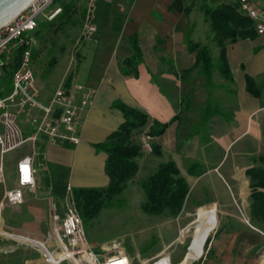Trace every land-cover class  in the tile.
<instances>
[{"label": "crops", "instance_id": "1", "mask_svg": "<svg viewBox=\"0 0 264 264\" xmlns=\"http://www.w3.org/2000/svg\"><path fill=\"white\" fill-rule=\"evenodd\" d=\"M175 1L96 0V30L80 46L76 67L69 70L64 66L54 85L48 86L36 75L44 102L50 100L65 78L69 86L80 84L95 92L81 125V143L47 144L42 148L35 161L36 189L49 182L60 190V199L56 201L60 207H53L50 212L55 233V226L72 201L69 190L74 193L78 189L108 187V155L97 146L107 142L125 122L122 112L115 107L121 102L148 115L144 133L155 122L169 125L152 142L160 147L161 155L144 151L137 159V177L120 196L135 184L141 185L161 164L170 161L177 164L186 179L189 194L182 211L173 216L147 215L142 210L147 200L138 203L140 206L136 204L138 212L127 213L132 223L118 232L108 222L89 228L84 223L90 248L104 261L117 253L108 245L118 241V251L132 264H148L164 255H169L172 264H180L187 253L186 238L193 230L189 258L181 264H191L201 252L198 264H264V221L253 214L249 175L250 170L264 168L259 161L264 156V34L229 43L227 59L232 80L214 69L211 86L198 71L191 80L181 81L178 73L191 69L196 61V55L189 51V42L208 47L215 66L219 60L215 34L203 9L235 2L184 0L189 11L181 12L170 9ZM255 7L259 12L255 24L264 23V0H255ZM133 40L142 54L137 77L125 72V61L135 54ZM249 77L261 90L258 98L247 89ZM32 151L33 147L27 146L23 156ZM17 161L10 165L12 187L16 185ZM135 191L140 195L139 189ZM128 200L135 205L132 198ZM26 203L29 208L38 205L29 198ZM105 209L91 220L96 221ZM209 227L202 241L196 242ZM92 228L91 239L87 231ZM0 231L19 243L44 245L46 264H51L56 255L43 242L28 238L39 232L21 228L20 235L7 234L1 217ZM206 240L208 245L203 251Z\"/></svg>", "mask_w": 264, "mask_h": 264}, {"label": "built area", "instance_id": "2", "mask_svg": "<svg viewBox=\"0 0 264 264\" xmlns=\"http://www.w3.org/2000/svg\"><path fill=\"white\" fill-rule=\"evenodd\" d=\"M58 1L67 0H34L0 29V78L4 77V72L10 71L12 80L11 92L0 97V186L6 183V156L26 146L33 147L31 154L18 159L14 175L16 185L5 192L1 207L5 203L21 205L27 192H35L38 173L35 161L45 145L68 143L77 146L81 143V125L87 110L93 104L95 92L80 84L69 86L68 78L56 86L48 102L42 100L33 69V52L37 47L35 33L42 19L53 21L62 12L61 5H55ZM87 1L90 6L96 2ZM234 2L254 22L259 19L255 0ZM88 14L85 39L96 30L92 11L89 10ZM255 26L258 34H264L263 22ZM153 139L149 132L143 133L141 144L144 151L153 153ZM54 235L67 255L63 261H71L73 264H132L126 255L118 251V241L108 245L117 253L104 261L90 248L86 240L84 220L73 197L65 216L55 226ZM160 258L158 262L161 261Z\"/></svg>", "mask_w": 264, "mask_h": 264}, {"label": "trees", "instance_id": "3", "mask_svg": "<svg viewBox=\"0 0 264 264\" xmlns=\"http://www.w3.org/2000/svg\"><path fill=\"white\" fill-rule=\"evenodd\" d=\"M79 2L80 0L63 1L61 4L62 12L54 19L55 21L40 22L38 29L42 25L43 27H54L56 22H58L55 32H60L68 25H76L75 18L77 15L81 13L82 18L85 19L88 13L86 9L81 11L78 6ZM170 9L181 12L189 11L185 7L184 0H176L171 4ZM203 10L211 23L215 41L220 51L218 63L216 66L213 64L208 47L189 42V51L196 55V61L191 69L179 72L178 77L181 81H189L192 79L193 73L198 71L199 74L206 77L207 86H211L214 69H217L224 78L232 80L231 69L227 59L229 43L248 38L253 39L258 33L254 20L240 10L238 3H224L214 8L209 7ZM38 29L35 33L36 38L38 37ZM132 45L135 49V54L132 58L125 61V72L134 74L137 77V65L142 61V54L135 40H133ZM35 55L34 50L33 58ZM56 62V60L50 62L49 68L52 69ZM247 89L253 96L260 97L261 90L250 77L247 78ZM115 107L122 112L125 122L117 131L110 135L107 142L97 146L99 150L104 151L108 155L105 170L110 180L109 185L104 189H78L73 193L76 207L85 220L93 219L101 210L110 207L113 199L120 196L127 189L139 172L137 159L144 152L141 144V137L144 133L142 129L149 122V117L143 111L121 102H117ZM168 125L155 122L149 133L153 137H159L165 133ZM153 153L161 155L160 147L154 146ZM259 161L264 164V156L259 158ZM249 175L251 176V187L253 188V214L264 221V168L250 170ZM141 187L147 196V201L142 205V210L147 215H177L182 211L189 194L187 181L174 161L161 164L141 184ZM260 189L263 191H259ZM209 229L210 227L197 238L196 242L200 243ZM207 245L208 241L205 248ZM202 254L203 252L198 254L196 260L201 258Z\"/></svg>", "mask_w": 264, "mask_h": 264}, {"label": "rangeland", "instance_id": "4", "mask_svg": "<svg viewBox=\"0 0 264 264\" xmlns=\"http://www.w3.org/2000/svg\"><path fill=\"white\" fill-rule=\"evenodd\" d=\"M62 2H56V6L61 5ZM53 6V8L55 7ZM78 6L81 8V11L86 9L92 11L93 15V6H90L87 0H80ZM49 11V10H48ZM47 11V12H48ZM80 11V12H81ZM89 14L87 13L86 18L83 19L81 13L77 15L76 25H68L63 31L55 32V29L58 25L56 22L54 27L43 25L38 29L37 47L35 49V57L33 58V69L40 80L45 84L54 85L57 80H59V74L61 73L62 68L65 66L69 70H73L76 67V60L80 46L83 44L86 33V25L88 23ZM47 20L42 19L41 22H46ZM55 21V20H54ZM53 22V21H52ZM56 60V65L51 69L49 68L50 62ZM10 71L4 72L2 78H0V97L3 98L7 96L12 90V80L9 75ZM27 151V146L19 149L17 151L11 152L6 156L5 166L7 170L6 173V183L0 186V216L3 223V231L9 234L20 235L21 228H27L30 231L35 233L39 232V235L30 236L33 240H39L46 245V248L53 253H64L58 243L55 240V235L52 230V220L50 218L51 208L56 207L59 209V202L61 195H58L60 190L53 188V185H49V182H44V186L40 189H36L33 192H27L25 201L21 205L13 206L4 204L1 207V203L4 200L5 192L12 188V179L10 175V165L16 163V161L22 157ZM152 154V153H150ZM11 158V160H10ZM42 171V170H41ZM42 174H45L42 171ZM49 178V177H48ZM141 177H139V181ZM62 182L59 183L62 188ZM136 187H131L126 193V195L118 196L113 199V202L110 207H107L96 221L93 220H84V223L87 228L92 227L93 224L97 223H111L118 231L121 230L124 226H127L132 223V219L127 216V213H136L142 201L147 200V196L142 189L140 183L135 184ZM135 188L141 191L140 195L135 191ZM60 189V187H58ZM69 194H73V190H69ZM67 192L63 198V202H66ZM143 196V197H142ZM30 199L33 202H37L38 205L34 208H29L27 199ZM129 198L133 199L135 205L129 202ZM52 201V205L50 203ZM138 206H137V205ZM66 206V204H65ZM50 210V211H49ZM79 211V209H78ZM142 213V211H140ZM238 214H241L240 209L237 210ZM80 214V211H79ZM125 214V215H123ZM81 215V214H80ZM123 215V216H122ZM39 218V219H37ZM88 237L93 238V228L88 230ZM186 238V255L181 263H183L187 258H189L188 249L193 246L192 233ZM27 237V236H26ZM42 243V245H43ZM41 244V243H40ZM206 245V244H205ZM204 245V251H205ZM179 246V245H178ZM177 246V247H178ZM44 245L40 246L38 244L30 245L27 243H19L16 240L0 234V264H46L44 262ZM159 259V258H158ZM157 259V260H158ZM154 260L148 264H172L169 255H164L160 258V262ZM43 262V263H42ZM198 260H194L191 264H198ZM180 263V264H181ZM62 264H73L71 261H63Z\"/></svg>", "mask_w": 264, "mask_h": 264}, {"label": "water", "instance_id": "5", "mask_svg": "<svg viewBox=\"0 0 264 264\" xmlns=\"http://www.w3.org/2000/svg\"><path fill=\"white\" fill-rule=\"evenodd\" d=\"M33 1L34 0H0V29L23 12Z\"/></svg>", "mask_w": 264, "mask_h": 264}, {"label": "bare ground", "instance_id": "6", "mask_svg": "<svg viewBox=\"0 0 264 264\" xmlns=\"http://www.w3.org/2000/svg\"><path fill=\"white\" fill-rule=\"evenodd\" d=\"M66 256H67L66 253H61V254L59 253V254L54 255L51 258V264H62Z\"/></svg>", "mask_w": 264, "mask_h": 264}]
</instances>
